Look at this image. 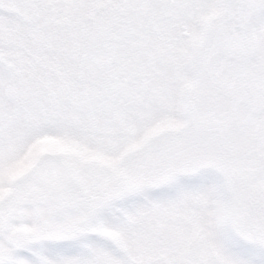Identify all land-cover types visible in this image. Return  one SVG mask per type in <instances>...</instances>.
Here are the masks:
<instances>
[{"label": "snow or ice", "instance_id": "6c2138e0", "mask_svg": "<svg viewBox=\"0 0 264 264\" xmlns=\"http://www.w3.org/2000/svg\"><path fill=\"white\" fill-rule=\"evenodd\" d=\"M0 264H264V0H0Z\"/></svg>", "mask_w": 264, "mask_h": 264}]
</instances>
